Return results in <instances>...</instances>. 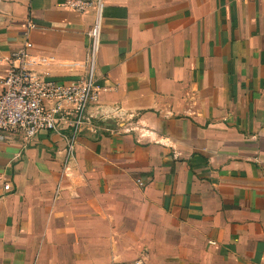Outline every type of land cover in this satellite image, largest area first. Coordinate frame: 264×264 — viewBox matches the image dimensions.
Masks as SVG:
<instances>
[{
	"label": "crops",
	"instance_id": "obj_1",
	"mask_svg": "<svg viewBox=\"0 0 264 264\" xmlns=\"http://www.w3.org/2000/svg\"><path fill=\"white\" fill-rule=\"evenodd\" d=\"M103 4L89 112L121 119L72 160L55 133L0 142V264H264V0ZM26 21L31 52L83 62L92 8L0 0V77Z\"/></svg>",
	"mask_w": 264,
	"mask_h": 264
},
{
	"label": "built area",
	"instance_id": "obj_2",
	"mask_svg": "<svg viewBox=\"0 0 264 264\" xmlns=\"http://www.w3.org/2000/svg\"><path fill=\"white\" fill-rule=\"evenodd\" d=\"M67 9L84 13L93 9V21L86 34L88 48L83 62L58 58L54 55L34 54L30 50L28 34L34 25L26 21L22 40L17 49L5 58L6 71L0 77V142L19 135L25 142L39 132L57 134L65 143L66 159L75 155V143L85 125L101 116L105 120L121 119V115L100 114L96 108L101 88L95 84L94 73L100 46L103 0H64ZM52 68L69 72L84 68V74L60 79ZM137 184L142 185L140 179ZM9 183L5 182L4 187ZM131 264H142L140 259Z\"/></svg>",
	"mask_w": 264,
	"mask_h": 264
}]
</instances>
